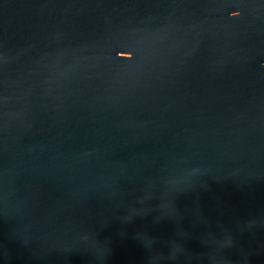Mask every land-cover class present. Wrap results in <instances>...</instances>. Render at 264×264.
Here are the masks:
<instances>
[{"label":"water","instance_id":"1","mask_svg":"<svg viewBox=\"0 0 264 264\" xmlns=\"http://www.w3.org/2000/svg\"><path fill=\"white\" fill-rule=\"evenodd\" d=\"M0 264H264V0H0Z\"/></svg>","mask_w":264,"mask_h":264}]
</instances>
